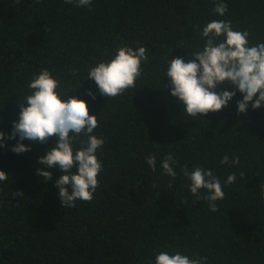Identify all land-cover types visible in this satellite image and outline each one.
Wrapping results in <instances>:
<instances>
[{
    "label": "trees",
    "instance_id": "obj_1",
    "mask_svg": "<svg viewBox=\"0 0 264 264\" xmlns=\"http://www.w3.org/2000/svg\"><path fill=\"white\" fill-rule=\"evenodd\" d=\"M216 2L93 0L89 8L64 0H0V131L11 134L30 78L48 68L61 82L62 100L87 102L98 119L94 134L105 140L94 199L67 208L55 187L60 169L48 181L36 174L44 170L37 159L53 140H24L31 150L17 154L11 148L18 137L5 139L0 264H155L160 251L206 257V264H264V106L253 110L249 102L238 113L243 94L237 91L227 107L191 120L163 76L166 60H187L201 47L195 26L213 19L231 20L234 29L250 33V42H264V0H224V17L212 13ZM122 44L144 46L148 61L136 88L102 96L87 71ZM169 152L178 161L175 180L160 167ZM152 153H158L156 172L145 159ZM224 155L239 157V165L221 164ZM185 164L212 169L222 183L237 174L224 186L217 212L188 191L180 173Z\"/></svg>",
    "mask_w": 264,
    "mask_h": 264
},
{
    "label": "clouds",
    "instance_id": "obj_2",
    "mask_svg": "<svg viewBox=\"0 0 264 264\" xmlns=\"http://www.w3.org/2000/svg\"><path fill=\"white\" fill-rule=\"evenodd\" d=\"M76 7H91L93 0H64ZM228 5L218 0L212 13L224 17ZM203 41L201 47L191 53V58L176 57L166 60L164 79L171 89V96L184 105L183 111L191 120L215 113L227 107L229 101L239 91L243 99L237 101L238 113H246L249 102L253 110L264 106V42H250L247 30H236L231 20L213 19L205 25L195 26ZM148 61L144 46L133 47L127 44L118 46L111 59L101 60L87 71V79L94 81L102 96L116 98L127 90L136 88L143 74L142 65ZM231 84L233 90H223L222 86ZM218 87L222 90L216 91ZM29 94L18 104L19 118L12 121L11 134L6 137L0 131V148L6 147L5 139H17L12 146L14 153L30 151L24 140L46 143L53 140L50 148L38 157L37 162L44 170L36 174L43 180L52 179V169L59 168L55 187L59 190L62 207L73 208L77 201L91 202L100 187L98 175L103 171V162L97 152L105 143L103 138L94 134L98 119L89 114L87 102L75 96L62 100L64 90L61 82L48 68H43L30 78L27 85ZM93 100L95 94L89 89L86 93ZM255 97V100H254ZM2 119V118H0ZM79 143L77 148L75 145ZM157 155L147 156L146 163L157 171ZM221 164L239 165V157L230 160L224 155ZM178 161L171 152L165 153L160 161L162 174L175 180ZM75 169V171H73ZM182 176L189 181L188 191L196 200H206L211 212H217L218 201L225 198L223 188L232 185L235 172L226 180L221 179L212 169L187 164L180 168ZM243 177L244 173H240ZM8 174L0 170V181H7ZM155 188V183L153 184ZM171 188L172 184L169 183ZM259 197L264 202V186L260 187ZM206 257L192 258L179 251L170 254L160 251L155 254V264H206Z\"/></svg>",
    "mask_w": 264,
    "mask_h": 264
}]
</instances>
